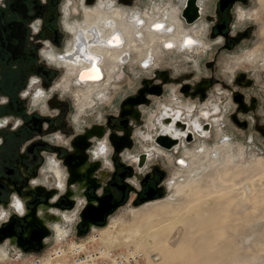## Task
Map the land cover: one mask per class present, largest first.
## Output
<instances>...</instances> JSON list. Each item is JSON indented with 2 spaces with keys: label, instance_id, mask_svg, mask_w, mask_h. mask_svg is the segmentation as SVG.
Here are the masks:
<instances>
[{
  "label": "flooded vegetation",
  "instance_id": "af4514ba",
  "mask_svg": "<svg viewBox=\"0 0 264 264\" xmlns=\"http://www.w3.org/2000/svg\"><path fill=\"white\" fill-rule=\"evenodd\" d=\"M208 1L213 4L211 13L208 12ZM236 1L197 0L200 5V18L198 17L199 19L197 18L198 20L193 23H188L181 16V9L186 0H180L179 3L175 1L165 4L154 3L152 10H145L143 14L134 11L132 8L136 0H0V225L1 222L9 218L12 212L19 214L17 209L20 207H22L23 212H26L36 203L43 204V196L33 197L29 191V188L42 183L43 176L52 183L47 191L50 194L47 200L52 202L48 209L61 218L60 212L71 208L59 196L66 188L69 166L83 170L89 168L91 162H98L99 164L91 174L86 171L80 172L78 180L74 181L76 185L73 184V188L76 189V193L73 195L72 207L80 202L83 208L87 200H94L96 195H109L112 204L119 202L121 205L132 192H135L134 201L136 202H143L163 193L165 172L149 161L155 152L162 155L170 152L174 147L169 148L171 150L164 149L165 147L162 148V146L159 147L153 143L150 137L156 135L159 129V124L155 121L156 117L161 114L163 116L174 115L170 109L164 107H173L167 104L168 87L174 86L175 94L180 96L178 99L183 100L180 103L176 97H173L174 102L169 103L182 106L188 111L186 113L185 110L180 111L182 120L191 121L197 117L200 123L208 121L210 131L213 132V126L209 120L212 117L215 126L214 131L217 132L218 127L222 128L220 119L224 118L223 115L226 112L228 115L231 114L236 122L242 119L241 121L252 124L253 115L256 117L254 113L256 98L253 95L245 98V94L239 87L241 84L251 82V78L247 74H240L235 78L234 82L237 84V88L234 89L233 101L237 104L234 103L232 109L228 111L225 110L222 105L223 101L220 99L225 96L223 91H213L214 96L221 101H216L212 107L206 109L197 105L198 102L194 99L196 94L204 93L203 87L206 84L209 87L212 85V80L205 79V75L200 80L195 79L196 82L188 81L180 84L177 83L178 79L174 76H170L164 71H155L152 76L146 77L148 81L144 91L149 101L151 100L150 91L152 94L156 93L155 98L160 99V105L156 111L150 110L148 112L150 107L145 103L149 101H142L141 103L144 104L141 105V108L136 107L137 113L135 114L126 112L125 109L128 106L123 105L119 112L120 115L126 114V118L128 114L133 116L135 122L146 127L145 132L138 130L135 131L136 133L126 118L121 120L122 123L113 122L108 116H106L107 120H103L100 111L94 110L87 113L84 116L86 120L83 118L82 123L78 118L80 115H75L72 119L69 113V101L62 96L60 87L62 83L55 82L59 67L64 74L66 72V67L59 63L69 62L67 60L69 56H79L85 61L88 60L89 63H91V57H95L94 60L98 61L97 63L103 72V79H107L106 65H104L108 61L107 58L104 53H97L90 48L93 47L91 44L96 42V37L101 43L99 44L100 47L123 51V56L127 58L123 65L119 66L117 62L118 70L114 76H117L116 79L124 73L123 69L132 53L143 56L138 65L141 62L147 66L151 62L150 52L154 49L151 48L150 50L143 47L144 40L148 36L147 33L153 29L155 24L164 23L167 26L175 19L183 28L192 29L191 33L184 31L188 35L182 39V46L186 44L187 38L191 37L197 40L200 37L201 30L197 33V27L201 25V28L206 26L207 31L209 29L212 37L216 34L222 35L223 43L229 47L238 42L249 31V28L241 30L229 24L233 15L232 8ZM115 11L123 14L121 22L117 17H114ZM203 15L207 23L200 22ZM108 16H113L115 23L106 20ZM91 20L96 24L92 23ZM156 20L159 22L152 25ZM172 26H170L171 32L177 29L176 26ZM129 27L132 28L134 34L132 37L137 40L136 46L130 42L129 39L132 38H128L125 34V28ZM97 33L98 35H95ZM87 34L90 37L89 40L86 39ZM68 36H72V38L66 41ZM116 36L120 39L118 46L113 45ZM87 40L90 41V44L87 43ZM215 41L218 40L215 39ZM179 42L180 40L176 41L170 49H180ZM65 43V52H60L59 49ZM158 45L155 44V48H160ZM161 46L163 49H168L165 47V43ZM108 63L109 61L106 64ZM156 78L160 80L155 82ZM75 79L78 84H83V82L80 83L78 77ZM151 79H155L153 83L150 82ZM172 79L176 80L171 81ZM98 99L101 100L102 95ZM84 109L81 111L83 112ZM214 109L218 112L219 118L213 116V114H217ZM249 111L251 114L250 117H247L246 113ZM142 114H147L146 117L151 114L150 121L148 122L146 117L142 119L140 117ZM115 115L113 117L119 120L120 118ZM259 124L256 123V126ZM112 126L113 128H120L122 131H129L132 140L130 146L138 143V138L147 144H153L145 146L143 151L140 150L135 156H131V152L127 151L131 150L129 149L130 146H125L116 154L109 139V133H115V131L109 132L108 130ZM189 128L192 129L191 123ZM100 131L103 133L98 135ZM196 135L198 134L194 132V138ZM182 138L185 139L184 135H180L178 144ZM195 141L190 144L184 142L183 146L181 143V148L180 146L179 149L177 148L178 152L188 149L191 144H196L198 141L207 142V139L197 136ZM142 152H146V156L143 164L138 167L137 157L139 159ZM105 153L109 158L101 159L105 157ZM177 161L179 164L185 163L184 158ZM105 163H109V166ZM57 170L61 171L62 180H60ZM56 183L57 187L55 186ZM53 188H56V192L52 190ZM148 192H150L149 196L147 195ZM150 202H154V199L143 203L148 204ZM109 215L107 219L110 217ZM50 223H47V228L51 231ZM91 226L100 227L90 225L88 229ZM15 229L16 232L21 230L18 223ZM44 240L47 241V239ZM0 243H4L3 245L13 251L33 250L36 246L34 241L27 238L15 239L11 242L9 236L0 239Z\"/></svg>",
  "mask_w": 264,
  "mask_h": 264
},
{
  "label": "rangeland",
  "instance_id": "374dc122",
  "mask_svg": "<svg viewBox=\"0 0 264 264\" xmlns=\"http://www.w3.org/2000/svg\"><path fill=\"white\" fill-rule=\"evenodd\" d=\"M172 1L180 2L136 0L132 8L143 14L145 10H152L154 3L165 4ZM212 7L213 4L208 1V12L211 13ZM232 14L230 26L241 30L249 28L248 34L235 44L226 46L222 41V35L216 34L212 37L209 29L207 31L206 26L201 28L200 25L197 27V33L201 30L199 36L202 41L198 50L182 46L180 49L160 47L157 48V52L155 48L150 52L153 55H150L151 62L147 66L141 62L138 65L143 56L132 53L120 78L116 79L117 76L114 77L113 74L107 88L102 86L98 88L100 90H93L92 98L95 102L85 107L83 112L80 104L82 96L79 92L81 90L86 92L88 85L78 84L75 76L67 72L64 74L60 67L58 68L59 73L55 82L62 83L60 86L62 96L69 101L71 118L80 115L78 118L81 123L86 120L84 116L94 110L101 112L103 120H107L108 116L113 122H121L126 118L119 113L121 106H128L125 101L130 95H137L140 90L144 92L148 81L146 77L152 76L155 71H164L174 76L180 84L196 82L195 79L200 80L205 75V79L212 80V85L209 87L206 84L203 87L204 93L196 94L194 99L198 102L197 105L208 109L216 101L222 100V105L228 111L232 109L234 103L237 104L233 101V95L234 89L237 88L234 80L239 72H245L251 78L249 84L244 83L239 87L245 98L252 95L256 98L254 105L256 117L253 115L252 124L243 122L242 119L236 122L231 114L225 112L224 118L220 119L222 128L218 127L215 132L213 123V132L211 131L207 142L198 141L182 152H178L177 149L162 155L156 152L155 155H151L149 163L153 162L164 170L165 176L163 193L150 199H154L155 202L169 197L171 198L169 204L163 203L162 207L157 206L158 208L151 207L152 202L148 205L141 204L150 199L136 202L135 192H132L129 198L112 212L107 219V226L102 225L92 230L93 235L97 234L96 243L142 252L141 257L128 264H264V0H237L232 8ZM200 20L207 23L204 15ZM184 31L191 33L192 29L187 28ZM70 38L72 36H68L66 41L71 40ZM65 46L66 43L59 51L65 52ZM153 80L155 79H151L150 82L153 83ZM158 80L160 79L156 78L155 82ZM173 88L174 86L167 88V104L181 108L185 113L188 112L182 106L169 103L174 102L173 97L180 98ZM215 90L223 91L225 96L218 100L219 98L213 94ZM149 93L151 100L145 103L150 107L148 112L156 111L160 99L155 98L156 93L152 94L151 91ZM101 95L102 99L99 100ZM143 104L139 102L137 106L141 108ZM112 114H116L120 119L117 120ZM151 114L148 117L147 114H142L140 117L142 119L146 117L149 122ZM250 114L251 111L246 113V116L250 117ZM213 116L220 117L219 114ZM126 119L133 126L134 132L146 131V127L135 122L133 116L128 114ZM210 121L212 122V117ZM256 123L260 124L256 126ZM108 130L123 133L120 128L113 126ZM137 142L129 147L131 150H127L131 152V156H135L140 150L143 151L145 146L153 144H147L139 138ZM184 142L190 144L183 140L181 146ZM202 146L212 153V160L217 161L205 159V152H199ZM194 155L197 157V163L192 167H183L177 161L183 158L188 162L193 161ZM107 157L105 153V157L101 159ZM196 172L197 176L193 177ZM189 177L196 178L194 183L181 187L180 193L175 194L171 184L184 182ZM148 213L152 216L149 221ZM112 225L114 227H111L110 231H100ZM153 226L154 229H151L149 234H145L146 232L134 234L138 228L150 229ZM52 235L50 239L53 238ZM154 235L160 238L158 243L153 242ZM50 243L51 240L46 247L37 251H45L50 247ZM3 244L0 243V264H10L12 258L7 253L9 249ZM65 259L66 253H63L54 257L51 264L63 262Z\"/></svg>",
  "mask_w": 264,
  "mask_h": 264
},
{
  "label": "water",
  "instance_id": "95a60500",
  "mask_svg": "<svg viewBox=\"0 0 264 264\" xmlns=\"http://www.w3.org/2000/svg\"><path fill=\"white\" fill-rule=\"evenodd\" d=\"M181 16L187 22H192L197 19L200 16V5L198 4L197 0H186L185 5L181 9ZM96 65L98 66V64ZM240 74L245 75L246 73L239 72L238 75ZM249 83L250 81L246 82V84ZM142 101L148 102L149 98L145 95V91L143 92V90H140L139 94L130 96L125 101V103L128 104V107L127 109H125V111L131 112V114L137 113V103ZM169 109L174 113L173 116H163L161 114L160 116L155 118V121L159 124V129L156 135L150 137V139L154 143L168 149L174 147L173 150L176 151L180 135H184L187 141H190L194 138V132L201 136H210L211 131L208 121L200 123L197 119H193L191 121V129L189 128L190 123L187 120H182L180 118V109ZM121 115L125 116L126 114ZM102 133L103 132L100 131L98 135H101ZM109 139L114 147V152L116 154H118V152L125 146L129 147L132 143L129 131L126 130H123L122 134H117L116 132L109 133ZM145 156L146 152H142L139 155V159L137 157L138 167L143 164ZM89 165V168H85L83 170L71 166L68 167L69 178L67 180L66 188L59 194V196L69 205V207H72L73 205V195L74 193H76V189L73 188V184H75L74 181L78 180L80 172L86 171L87 173L89 172V174H91V172L94 171V168H96V166H98L99 164L98 162H91L89 163ZM41 182V184H38L33 188H29V191L33 197L39 198L40 196H43V204L36 203L31 206V208H29L26 212H22L21 214L12 212L7 220L1 222L0 239L5 236H9L11 237V242H13L15 241V239L27 238L36 243V246L33 248V250H40L47 244L44 239H46V237L50 233V230L47 228V223H49L48 220L57 219L59 221L60 217L53 212H49L48 209V206L52 203L48 202L47 200L50 197V194L47 193V191L49 189V186L52 185L51 181L48 180L47 177L43 176ZM52 190H55L56 192V188H53ZM147 195L149 196L150 192H148ZM119 205V202H115L112 204L110 202L109 195H96L94 200L88 199L86 205L79 213L80 220L75 225L76 233L78 235H81L87 232L90 225H105L108 215L111 214ZM38 209L40 210L38 211ZM17 223L21 228L19 232H16L15 229ZM8 249L10 250V252H14L12 249Z\"/></svg>",
  "mask_w": 264,
  "mask_h": 264
},
{
  "label": "bare ground",
  "instance_id": "6f19581e",
  "mask_svg": "<svg viewBox=\"0 0 264 264\" xmlns=\"http://www.w3.org/2000/svg\"><path fill=\"white\" fill-rule=\"evenodd\" d=\"M96 10H98V9H96ZM92 11V10H91ZM102 11V10H101ZM90 13V12H89ZM114 17H117V19L119 20V22H121V20H122V18H123V14L121 15V12L119 13V12H114ZM94 16V15H93ZM113 16L112 17H109L108 16V18L106 19V20H109V22H111V23H115V18H114ZM106 18V17H105ZM200 18V17H199ZM198 18V19H199ZM93 19H94V17H93ZM96 19V18H95ZM198 19H196V20H194V21H192V22H188V23H193V22H195V21H197ZM105 20V19H104ZM155 20V19H154ZM92 21V20H91ZM151 21H153V19H151ZM94 21H92V23H93ZM105 22V21H104ZM103 22V23H104ZM157 22H159V21H157L156 20V22H153L152 23V25H154L155 23H157ZM163 22V21H162ZM173 22H175V23H173ZM187 22V21H186ZM89 23H90V21H89ZM95 23V22H94ZM111 23H109V24H111ZM96 24V23H95ZM105 24V23H104ZM103 24V25H104ZM117 24V23H116ZM82 25V24H81ZM87 25V24H86ZM122 25V24H121ZM176 26V30H174L173 32H171L170 31V26ZM117 26H118V24H117ZM172 26V27H173ZM90 27V26H89ZM112 27V26H111ZM81 28V27H80ZM105 28V27H104ZM78 29V28H77ZM132 28L131 27H129V28H125V34L127 35V37L128 38H132V39H129L130 40V42L131 43H133V45L134 46H136V44H137V40L134 38V37H132L134 34H133V32H132V30H131ZM184 30H185V28H183L182 27V25L181 24H179V22H177V20L175 19V20H173L172 21V23L171 24H168L167 26L164 24V23H157V24H155V26L153 27V29L152 30H150L147 34H148V36H147V38H146V40H144L145 42H144V44H143V47H145V48H147V49H150L151 50V48L152 47H154V50H155V44H157L158 45V43H160L161 45H163L164 43H165V45H166V47H169V48H171V47H173V45H174V43L176 42V41H178V40H180V42H179V44H181V42H182V39L186 36L187 37V35L188 34H186L185 32H184ZM81 31V30H80ZM82 32V31H81ZM105 32V31H104ZM107 32H108V30H107ZM135 32V31H134ZM87 33V32H86ZM82 34V33H81ZM84 35V34H83ZM95 35H98V33L97 34H95ZM99 37V36H98ZM103 38V37H102ZM116 38V41H112L111 40V42H113V45L114 46H118V45H120V39H119V37H118V39H117V36L115 37ZM200 38V37H199ZM199 38H197V40H195L194 38H187L185 41H186V44L184 45V46H182V47H184V48H186L187 46H188V48L187 49H190V48H193V49H199V44L201 43V41H202V39H199ZM86 39H90V37L88 36V34L86 35ZM114 39V38H113ZM198 39H199V43H198ZM87 40V43L88 44H90V41H88ZM97 40H98V43H96L97 42ZM115 40V39H114ZM122 40V39H121ZM94 42H95V40H93ZM101 42H102V40H100ZM189 41H191V43H189ZM96 42L95 43H93V44H91L93 47H90V48H92L93 49V51H96L97 53H100V54H103L104 53V55H105V57L107 58V60L109 61V63L108 64H106L108 61H106L105 63H104V65H106L105 66V70H106V72H107V79L106 80H104L103 82H100L102 79H103V72L101 71V69H100V67H99V65L97 66L96 64H98L97 62L98 61H96V60H94L95 59V57H91L92 59H91V63H89V61L87 60V61H85V60H83L81 57H79V56H69V57H67L68 59L67 60H69V62H60V60H59V64L61 65H63L64 67H66V72L67 73H69V74H71V75H73V76H75V77H78V80L79 81H81L80 83H82L83 82V84H86V85H88V89H87V91L86 92H83L82 90L79 92V94L82 96V98H81V108L82 109H84L86 106H91L92 104H93V102H95V99H93L92 98V92H93V90H97L98 88H101L102 86L104 87V88H107V83H109L108 81L109 80H111L112 78H113V76H111V75H115V72H116V70H118L117 69V62L119 63V66L120 65H122L123 64V62L124 61H126L127 60V58L126 57H124L123 56V51L121 52L120 50H118V49H106V48H104V47H100L101 45H99V44H101V43H99V39L96 37ZM86 43V44H87ZM95 44V45H94ZM178 44V45H179ZM159 46V47H161V49H162V46ZM201 45V44H200ZM96 46H98V47H96ZM105 46V45H104ZM96 47V48H95ZM119 48V47H118ZM137 49H138V47H137ZM141 49V48H140ZM146 49V50H147ZM149 50V51H150ZM156 50H157V52H158V49H157V47H156ZM141 51V50H140ZM147 52H148V50H147ZM153 52H155V51H153ZM99 54V55H100ZM155 54V53H154ZM146 55H147V53H146ZM151 55H153V54H151ZM96 56V55H95ZM63 58V57H62ZM66 58V57H65ZM92 60H94V61H92ZM92 62H94L93 64H92ZM92 64V65H91ZM118 66V67H119ZM96 70H98V72L96 71ZM82 71V72H81ZM79 74V75H78ZM99 76V78H93V77H96V76ZM174 79H172L171 81H173ZM65 81V80H64ZM111 83V82H110ZM64 84V83H63ZM66 85V84H65ZM98 90H100V89H98ZM164 107H166L167 109H169L167 106H164ZM173 108V107H172ZM178 108V107H177ZM180 110H183V109H180ZM163 113H166V112H164L163 111ZM171 113H172V111H171ZM217 114H218V112H216ZM180 116V115H179ZM180 118H182L181 116H180ZM193 119H197V117H194ZM192 119V120H193ZM184 120V119H183ZM191 120V121H192ZM198 121H199V118L197 119ZM210 120V119H209ZM189 121V120H188ZM191 121H189V123H191ZM211 122V121H210ZM156 123V122H155ZM211 124H212V126H213V122H211ZM191 127V126H190ZM170 132H172V131H170ZM197 136H200L201 138H204L205 136H201V135H196L195 136V138L192 140V141H190V142H188L186 139H184V138H182L181 139V141H180V143L178 144V149H179V146H180V144L182 143V141L183 140H185L186 142H188V143H192L193 141H195V139H196V137ZM205 139H208V137H205ZM154 143V142H153ZM155 145H157V146H159L158 144H156V143H154ZM159 147H161V146H159ZM163 148V147H162ZM164 149H166V148H164ZM167 150H171V149H167ZM205 152V155H204V157H205V159H210L211 160V162H214V161H217V160H212V158H213V156L211 155L212 153L211 152H208L207 150H206V148L205 147H203L202 146V148L200 149V151L199 152ZM148 154V153H147ZM186 154V153H185ZM196 159H197V157H196V155H194V156H192V160L193 161H190V162H188V161H186L185 160V163H182L181 165L183 166V167H192L194 164H196L197 162H196ZM181 163V162H180ZM207 167V166H206ZM57 173H58V175H59V177H60V180H62V173H61V171H59V170H57ZM195 176H197V172H196V174H194V176L193 177H195ZM195 179L196 178H191V177H189L186 181H184V182H176L175 184H171V187H174V190H175V194L176 193H180V191H181V187H185V186H187V185H189V186H191L193 183H194V181H195ZM56 182V181H55ZM61 183V182H60ZM174 183V182H173ZM56 187H57V183H56V185H55ZM59 188V187H58ZM170 199L171 198H165L164 200H157V201H155V202H152V205H151V207H156V208H158L159 206L160 207H162V205H163V203H166V202H168V204H169V201H170ZM154 203V204H153ZM162 203V204H161ZM144 204V203H143ZM150 204V203H149ZM148 205V204H147ZM150 206V205H149ZM148 206V207H149ZM158 206V207H157ZM150 207V208H151ZM41 209V208H40ZM40 209H38V211L40 210ZM49 212H52V210H49ZM139 212V211H138ZM54 213V212H53ZM142 213H144V212H142ZM112 214V213H111ZM110 214V215H111ZM147 214V213H146ZM149 214V213H148ZM43 215V214H42ZM67 215H69V213H65V216H67ZM109 215V216H110ZM144 215V214H143ZM150 215V214H149ZM58 216V215H57ZM150 217H152L151 215L148 217V221H149V219H150ZM59 219H61V218H59ZM152 220V219H151ZM49 222H51V223H53V228H55V231H56V234L58 235V236H63V234H65V232H66V229H65V227L64 226H61L57 221V219H54V220H48ZM152 223V222H151ZM108 225V223L106 224L105 223V226H107ZM114 225V224H113ZM108 226V227H106L105 229H102V230H100L101 232H108V231H110L112 228L111 227H114V226ZM104 227V226H103ZM143 227H144V225H143ZM93 228H95V227H93ZM97 229H98V227H96ZM95 228V229H96ZM101 229V228H100ZM145 229V228H144ZM143 228L142 229H136L135 231H134V234H137V233H143V232H146L145 234H149V233H151L150 231H151V229H154V226H153V228H146L145 230H144ZM153 231V230H152ZM101 237V236H100ZM145 237H146V235H145ZM115 238V237H114ZM116 239V238H115ZM145 240H148V238H145ZM152 240H153V242H156V243H158L159 242V240H160V238H158V236L156 237L155 235L153 236V238H152ZM3 249V248H2ZM2 253H4L3 251H2Z\"/></svg>",
  "mask_w": 264,
  "mask_h": 264
},
{
  "label": "built area",
  "instance_id": "2783aa9c",
  "mask_svg": "<svg viewBox=\"0 0 264 264\" xmlns=\"http://www.w3.org/2000/svg\"><path fill=\"white\" fill-rule=\"evenodd\" d=\"M81 208V203L77 202L73 207L60 212L61 219L57 222L66 229L63 236H58L55 228L52 227L53 223H50L51 231L46 237V242L48 244V241L51 240V243L45 251L15 250L10 252L8 250L7 253L12 258L10 264H51L54 257H58L63 253H66V259L57 264H128L143 255L140 251L108 247L96 243L97 234H92V230L96 227L91 226L87 232L78 235L75 225L80 220ZM17 211L21 214L23 212L22 207ZM65 213H69V215L65 216ZM69 229L71 232H68ZM89 231H91V234H89ZM51 235L53 236L52 239H50Z\"/></svg>",
  "mask_w": 264,
  "mask_h": 264
},
{
  "label": "snow or ice",
  "instance_id": "6c2138e0",
  "mask_svg": "<svg viewBox=\"0 0 264 264\" xmlns=\"http://www.w3.org/2000/svg\"><path fill=\"white\" fill-rule=\"evenodd\" d=\"M117 39H118V37H117ZM189 43H191V41H189ZM97 72H98V70H96ZM93 78H99V76L97 75L96 77H93Z\"/></svg>",
  "mask_w": 264,
  "mask_h": 264
}]
</instances>
